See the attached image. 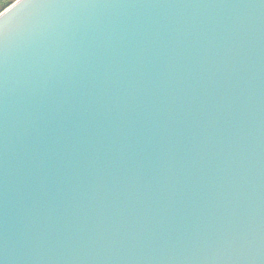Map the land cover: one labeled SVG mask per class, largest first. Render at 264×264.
Returning <instances> with one entry per match:
<instances>
[{
  "label": "water",
  "instance_id": "obj_1",
  "mask_svg": "<svg viewBox=\"0 0 264 264\" xmlns=\"http://www.w3.org/2000/svg\"><path fill=\"white\" fill-rule=\"evenodd\" d=\"M17 2L0 264H264V0Z\"/></svg>",
  "mask_w": 264,
  "mask_h": 264
},
{
  "label": "snow or ice",
  "instance_id": "obj_2",
  "mask_svg": "<svg viewBox=\"0 0 264 264\" xmlns=\"http://www.w3.org/2000/svg\"><path fill=\"white\" fill-rule=\"evenodd\" d=\"M8 2H11V0H8ZM32 3H34V0H18L17 5L19 7H24V6H30ZM2 6V4H0ZM3 18L6 17V14L2 15ZM6 29V23L0 24V32H3Z\"/></svg>",
  "mask_w": 264,
  "mask_h": 264
},
{
  "label": "trees",
  "instance_id": "obj_3",
  "mask_svg": "<svg viewBox=\"0 0 264 264\" xmlns=\"http://www.w3.org/2000/svg\"><path fill=\"white\" fill-rule=\"evenodd\" d=\"M15 1L16 0H11V2H8V0H0V4H2V6H0V13L4 11L7 7H9Z\"/></svg>",
  "mask_w": 264,
  "mask_h": 264
}]
</instances>
